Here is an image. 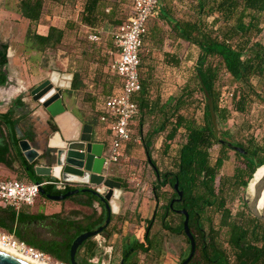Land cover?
I'll use <instances>...</instances> for the list:
<instances>
[{"label": "trees", "instance_id": "16d2710c", "mask_svg": "<svg viewBox=\"0 0 264 264\" xmlns=\"http://www.w3.org/2000/svg\"><path fill=\"white\" fill-rule=\"evenodd\" d=\"M66 1L21 0L19 14L31 25L37 26L42 20L46 3L63 5ZM117 7L116 2L86 0L79 15L80 23L87 29L97 30L101 24L111 23L115 20ZM108 8H111L112 13L106 12ZM158 11V16L148 23V33L143 48L150 50L148 42L154 43V35L160 42H164L168 37L182 40L198 48L197 63H194L195 67L190 71L189 80L181 87L180 95L169 97L167 101L161 103L157 112L160 117L158 123L153 130L148 131L145 135H143L142 119L144 114L150 113L153 101L150 90L151 77L146 75L149 70L146 71L141 65L140 77L143 87L135 97L139 115L133 122L132 128L137 131L139 126L137 134L141 135V144L144 147L147 161L156 175L155 187L162 188L169 182L172 187L179 184L180 189L184 192L183 200L189 204L187 210L190 213V226H192L200 217L192 212L208 209L228 212L226 204L240 199L242 192L246 190L257 170L264 166V145L257 143L254 138L247 141H236L235 135L230 133V129L226 125L230 112L228 108L222 106L223 85L221 84L224 72L230 75L237 85L232 94L231 105L234 111L239 114H247L256 101L264 103V0H159ZM74 28V23L70 21L64 28L51 26L46 35L39 34L38 31L29 28L27 36L32 47L42 53L57 49L63 43L67 30ZM108 47L114 50V42L108 44ZM108 47L106 46V53L100 56L96 63L94 89L96 91L101 89V91L100 95L92 98L95 104L99 98L103 100L109 95L120 92L123 87L121 78L104 73L105 68L109 71L112 62L107 56ZM163 56L164 64L169 67L177 69L183 65L179 55L164 52ZM3 63H8L5 56L0 63L1 67ZM192 70L193 73H191ZM87 87L82 75L74 74L72 90L79 91ZM197 95L201 96L200 106H203L201 122L196 117L198 108L194 105ZM96 115L98 121L101 122L102 114L96 112ZM2 117L9 118L14 125H18L19 120L14 119L12 111L0 114V118ZM83 121L96 125L94 121ZM138 121L139 125L137 126ZM102 124L106 128L109 126L108 123ZM0 125L11 130L10 125L4 120L0 119ZM219 127L222 128L220 139L223 138V140L245 149L249 155H241L221 145L216 137V132L219 135ZM180 133L184 135L185 142L179 147L173 158L171 173L163 172L152 157L155 143L164 135L162 146L168 153L171 143ZM27 138L25 137V139ZM134 143V141L128 143L123 157L127 152H130ZM105 145H107V141ZM215 146H219V152L213 159L211 151ZM11 152L15 158L9 159ZM231 152L244 165L237 166L231 176L222 175V169L231 160ZM15 162L19 163L22 174L28 180L23 165L15 154L11 136L9 143L0 149V163L12 169ZM29 167L33 171L34 166L29 165ZM116 180L122 184L123 190L127 188L125 182ZM45 189L51 194H65L70 191L59 192L51 186H46ZM155 194L157 196V192ZM157 197L160 203L161 200H165ZM94 201L96 199L90 197L89 200L80 202V204L92 206ZM196 204H202V206H196ZM229 216L226 214L225 217L228 219ZM106 217L107 213L103 209L101 215H96L86 224L75 222L68 224L70 231L65 239L43 241L38 239L30 226L46 221L49 218L47 215L44 213L17 215L12 210H0V232L15 233L18 239L52 256L55 261L71 264L70 251L73 242L80 235L100 228ZM251 219L256 220L252 216ZM144 222L148 223L149 220ZM248 237L256 241L260 247H248L245 244V239ZM196 241L201 249L213 250L215 248L213 243H208L203 238L201 240L196 238ZM231 243L237 251L236 264H262L264 262V246H261L264 245V233L238 231L235 228L232 232ZM95 249V244L89 245L88 243L80 248V250H89L91 256H94Z\"/></svg>", "mask_w": 264, "mask_h": 264}, {"label": "rangeland", "instance_id": "374dc122", "mask_svg": "<svg viewBox=\"0 0 264 264\" xmlns=\"http://www.w3.org/2000/svg\"><path fill=\"white\" fill-rule=\"evenodd\" d=\"M86 0H67L65 4L59 5L54 3H46L44 14L41 22L35 26L31 25L26 19L19 15V2L20 0H0V30L3 31L4 37L10 38L11 47V58L10 63L7 66V71L13 75L20 76L23 81L24 79L30 83V89L26 92L28 100L25 102L28 108L24 110H34V112L40 109L36 108V105L32 104L30 101V92L44 81L48 80L53 72H58L60 74H74L79 73L82 75L84 83L88 86L87 88L81 90L80 92L72 93L71 97V108L77 109L82 115L85 121H94L95 126L100 133L101 140L107 141L106 154H109L112 139L107 136L108 128L101 127L97 121L98 117L94 109L93 100L94 93L100 95V90H95L93 87L95 72L97 69V61L99 57L103 56L106 52V46L111 41V33L115 31L118 27L124 26L129 22L131 16V0H107L111 3L116 2L117 7V17L111 23L105 22L101 24L99 29L102 31L100 35V41L91 40V36L98 33L93 30L87 29L80 23V13L82 7ZM74 23V29H68L66 37L63 43L54 50H47L46 52H38L33 47L28 40V30L33 28L40 34L46 31L44 27H49L54 24L58 27L64 28L67 22ZM115 28V29H114ZM141 59L142 67L149 70L148 77H151V98L153 101L152 109L149 114H144L143 117V135L147 134L148 131L153 130L159 120V114L157 113L161 103L167 101L169 97H177L181 93V87L190 78V71L195 67L194 63L188 65L187 63L182 65L180 68H172L164 64L161 56L153 52L149 53L145 47L142 49ZM199 53V50H198ZM110 60L115 57L107 55ZM197 55L192 52L190 57L194 59ZM105 74H109L107 68L104 69ZM193 73V70L192 72ZM25 84V82H23ZM222 106L228 108L230 112V117L226 123L227 127L230 129V133L235 135L236 141H247L254 138L257 143L264 145V103L256 101L249 112L245 115L239 114L234 111L231 105L232 94L236 89V84L226 73H222ZM73 96V97H72ZM91 97V98H90ZM195 106L198 108L197 118L201 122L203 119V106H200L201 96L197 95L195 98ZM99 103H102V98L98 99ZM26 106V107H27ZM201 107V108H199ZM196 108V109H197ZM33 112V113H34ZM19 112L15 111L14 118ZM136 125H139L136 123ZM139 127V126H138ZM137 127V131L138 128ZM222 128L219 127V136L221 135ZM7 141L9 143V138L12 136V131L7 129ZM134 130V135L137 138H141L140 133L137 134ZM139 132V131H138ZM13 137V136H12ZM163 136H161L155 143L154 149L152 150V157L157 163V166L163 172L172 171V161L179 149V147L185 142V137L182 133L178 134L175 140L171 143V149L168 153L164 151L162 146ZM142 139V138H141ZM223 139V138H221ZM136 143V144H135ZM134 146L130 148V152L126 153L118 163L114 164L106 171L108 178L116 180L119 179L127 184L125 192H128L126 197H122L118 202L122 207V214L114 215L113 221L107 229L106 233H102V238L106 237L107 234L113 235L111 242L106 244V246H99L97 248V254H104L109 246L113 245L116 240V234L123 237L130 234H135L136 237L141 236L145 225L142 224L143 219L141 217L151 218L149 209L154 207V194L153 188L156 182V176L152 166L149 165L147 161V156L142 146L141 142H135ZM128 148V143L122 145L121 151L124 152ZM219 152V146L213 147L211 154L213 159H215ZM4 165V164H2ZM244 163L237 159L233 152H231V160L227 162L221 171L222 175L231 176L234 174L235 168L237 166H243ZM5 166V165H4ZM20 171V170H19ZM21 172V171H20ZM0 179L11 180V181H22L29 183L27 179H21L15 175V172L11 171L7 166L3 167L0 163ZM44 181V178H40ZM161 198H163L164 190H160ZM246 190L242 192L240 199L236 201L229 202L228 207L234 213H240L242 218H251L246 204H245ZM84 199V197H80ZM165 200H161L163 203ZM139 203V208L137 213H134L132 207ZM46 204V205H44ZM128 209L124 210V208ZM37 211L39 213H48L49 218L44 222H38L30 227L35 235L40 240L43 241H53V240H63L68 234L69 226L71 222L86 224L89 220L96 215H100V207L96 204V212L92 208H85L77 205L75 199H67L63 202H53L45 200L43 197L39 196L36 204ZM60 210V212H59ZM58 212L57 214L51 215V213ZM238 215V217H239ZM251 215V216H250ZM253 217V216H252ZM122 219V220H121ZM218 221V219H217ZM125 223L124 228L119 230L122 223ZM144 226V227H143ZM217 227V224H215ZM161 230L160 221L156 223L154 227V232ZM163 233V232H162ZM226 233L221 231V236L219 238L220 242L224 241ZM99 239V238H98ZM98 241V240H96ZM103 242V239H99ZM115 243V242H114ZM171 244L175 250L185 249L188 244L186 240L182 238L173 239ZM226 247V246H225ZM161 262H154L153 264H164L163 253L160 258ZM57 261L53 259V263L56 264Z\"/></svg>", "mask_w": 264, "mask_h": 264}, {"label": "water", "instance_id": "95a60500", "mask_svg": "<svg viewBox=\"0 0 264 264\" xmlns=\"http://www.w3.org/2000/svg\"><path fill=\"white\" fill-rule=\"evenodd\" d=\"M73 78V75L53 72L48 80L36 85L30 92L31 103L46 114L47 118L43 119L49 122L45 138L41 136L39 130L31 135L24 134L20 126L14 125L9 118L0 119L6 121L11 127L15 154L23 165L30 182L39 185L40 178H44L47 181H62L78 186L77 189L65 194H51L45 187H40L41 197L53 202H63L76 195L85 194L96 197L105 206L107 211L105 225L80 235L71 246V264H78L76 256L79 249L86 241L101 235L108 228L114 213V204L121 200L124 191L122 184L108 178L104 171L105 146L95 142L94 126L84 123L74 110L68 109L66 91L71 89ZM69 118L73 120L74 127L72 128L71 126L66 127L65 124ZM25 137L28 138L25 139ZM216 137L224 147L241 155H249L245 149L220 139L217 132ZM55 138L59 141L58 145L52 143ZM29 165L34 166L33 171ZM253 178L246 188L245 204L253 217L264 222V205L260 208V202L264 200V174L257 181L253 194L250 195L248 189ZM175 188H179L178 183ZM188 224L189 218L187 217L185 229L192 248L188 260L183 264L190 262L196 249V242ZM0 264L30 263L0 250Z\"/></svg>", "mask_w": 264, "mask_h": 264}, {"label": "flooded vegetation", "instance_id": "af4514ba", "mask_svg": "<svg viewBox=\"0 0 264 264\" xmlns=\"http://www.w3.org/2000/svg\"><path fill=\"white\" fill-rule=\"evenodd\" d=\"M9 43H10V38L4 37L3 31L0 30V63H2L4 56L8 60V63L6 64L3 63L2 67L0 66V93L6 90V88L10 85V80L12 76L15 75V73H13V75L10 74L9 71H7L6 69L8 64L10 63V58L12 56L11 47ZM2 75L3 77H1ZM25 102L21 98V100H19V104L17 106L14 105V107L16 108L15 110H17V112L22 114L20 108H25V109L28 108ZM27 111L28 110H23V113H26ZM22 117L23 116L21 115L20 118ZM20 118L18 119L19 120L18 125L22 129L23 133L30 135L34 134L35 129L32 127V124L27 119V117L26 118L23 117V119ZM37 121L40 128L39 133H41L42 134L41 136H44L43 138H45L47 136L46 133L49 122L42 118H38ZM2 128H5V132H3ZM7 143L8 141H7L6 127L0 125V149L3 148ZM11 158H15V157L12 156L9 159ZM17 165H18L17 168L13 167L12 171H16V172L19 170L22 171L19 163ZM77 188L78 186L73 185L71 187H68L67 190L71 191ZM160 190H164L163 199H165V201L163 203H160L157 197L159 196L161 199V195L159 193ZM156 192H157V196L155 194ZM153 194H154V207L148 210V213H150L151 218L148 219L144 217L143 220L144 221L149 220V222L148 223L144 221L142 222L143 225H145V223L146 225L141 236L139 235V237L138 236L136 237L135 234H130L123 237L122 235L123 232H121V230L124 228L125 225V223L123 222L122 226L119 228L121 235L119 234L115 235L116 236V240L114 241L115 243L113 242V245L107 248L109 250H106V253L97 254L96 253L97 248L99 246L100 247L106 246V244L111 242L113 235L107 234L106 237L103 238L102 235H99L95 238L86 241L85 243H88L89 245H94V244L96 245L95 254L94 256H91L89 250L85 251L79 249L76 256V260L78 264H153L154 262L157 263L161 262L160 258L162 256V253L164 258V264H183L185 261L188 260L192 248L191 241L185 229V222L187 220V217L189 218L188 225L190 232L193 235L196 242V249L194 256L192 257V259L188 264H236L237 251L235 250L233 244L231 243L233 229L236 228L238 231H250V233L257 231L264 233V222L258 220L255 217L254 218L256 220H253L251 218L250 219L243 217L241 218L239 215L240 213L238 212L234 213L228 207V203L226 204L227 205L226 208L229 209L228 212H224L223 210L219 211L216 209H208L205 211L192 212L197 216L200 215V217L197 218L196 223H193L192 226H190V213L187 210L189 204L183 200L184 192L180 189V187L176 189L175 186L172 187L169 182L162 188H156L154 186ZM80 197H84V199H80ZM90 197L96 199V201H94L92 206H84L80 204V202L89 200ZM72 198L76 200L77 205L85 208H92L94 209V212H96L97 210L96 204H98V207H100L101 209L100 215L102 214L103 209H105V206L102 203L97 202L99 200L92 195L80 194ZM196 206H202V204H196ZM226 214L230 215L228 219L225 217ZM113 215H112L111 223L114 218ZM106 220L103 223V225H105ZM159 221L161 223L162 231L157 230L154 232V227L156 223H158ZM215 224H217V227H215ZM107 229L103 232V234L106 233ZM221 231H224L226 233L224 235L225 238L223 242L219 241V238L221 236ZM182 237L186 240L188 246L185 249H180L179 251L175 250L171 244V241L173 239L175 240ZM98 238L103 239V242H100ZM196 238L199 240L203 238V240H206L208 243L211 244L213 243V247L215 248L213 250L201 249L196 241ZM245 244L251 248L260 247V245H258V243L252 240L250 237L245 239ZM261 246L264 245L262 244ZM262 264H264V262Z\"/></svg>", "mask_w": 264, "mask_h": 264}, {"label": "built area", "instance_id": "2783aa9c", "mask_svg": "<svg viewBox=\"0 0 264 264\" xmlns=\"http://www.w3.org/2000/svg\"><path fill=\"white\" fill-rule=\"evenodd\" d=\"M159 0H132V14L129 22L118 27L112 34L114 50L109 55L114 56L109 73L121 78L123 87L120 92L105 99L100 106L102 123H108L112 139L109 154L104 150V171L118 163L123 157L121 151L125 143L141 142L134 135L132 124L139 115V107L135 97L142 91L140 68L142 65L141 51L148 33V23L158 16ZM102 31L92 35L94 41H100ZM51 186L56 191H66L73 186L62 181H44L39 185L32 182L11 181L0 179V210H12L17 215L25 209L33 208L40 196V187ZM0 243L27 255L36 261L53 263L52 256L41 252L27 242L18 239L15 233L0 232ZM56 264H64L57 262Z\"/></svg>", "mask_w": 264, "mask_h": 264}, {"label": "crops", "instance_id": "0c3cea01", "mask_svg": "<svg viewBox=\"0 0 264 264\" xmlns=\"http://www.w3.org/2000/svg\"><path fill=\"white\" fill-rule=\"evenodd\" d=\"M18 12H19V10H18ZM106 12L107 13H110L111 12V8H108ZM51 26H56V25L51 24L49 27H44V28H46L45 29L46 31H44V33L42 35H46L48 33L49 28ZM56 27H58V26H56ZM97 30L101 31L100 29H97ZM97 30L95 29L93 31L94 32H97ZM113 32L111 33V36H112ZM154 38H155L154 43L153 42L152 43L151 42H148V45L150 46V50L149 51L150 52H153V56L155 54H159L161 56L162 60H164V56H163L164 52H169V53H172V54H176V55H179L180 58L182 59V61H183L182 64L183 65L186 64V63L188 65H191L197 59V58L194 59L193 57H190V54L192 52H194L198 56V48L195 47V46H193V45H190L189 43H187L185 41L176 40L174 38L168 37V38H166L164 40V42H160V41H158L156 39L155 35H154ZM111 43H113V37H111V41H109L108 44L110 45ZM108 44H107V47H108ZM155 44H156V46H154ZM108 49H109L108 50V53H109V51H112L113 50V48H109V47H108ZM74 74H76V73H74ZM74 74H72L73 77H74ZM67 75H70V74H67ZM110 75L112 77L114 76L112 74H110ZM23 82H25V84ZM30 83L31 82H29V81L26 82L25 79L23 81V79L20 76H16V75L12 76V78L10 80V85L6 88V90H4V92L0 93V114H6L8 111L9 112L12 111V113L14 114V112L17 111V110H15L16 108L14 107V105L17 106L19 104V100H21V98L24 100V102L28 100L27 95H26V92L29 91V89H30V87H29L30 86ZM71 85H72V83H71ZM92 88H94V85H93ZM80 91L81 90H79V91L72 90V87H71L70 90H67L66 91V96H67L66 98H67L68 109L69 110H71V109L74 110L80 116V118L82 120H84L82 118V116H81L82 114L79 111H77V109L71 108V99H70V101L68 100V97H71V92L74 93V95H75V93L80 92ZM96 95L97 94L94 93V96H96ZM112 95H114V94H112ZM109 96H111V95H109ZM109 96H107V97H109ZM93 105H94V109H95L96 112H99L100 113V111H102V110H100L101 103H99V101H97L96 104L93 102ZM20 109L23 112L24 108H20ZM33 112H34V110L27 111L26 113H23L22 116L24 118L27 117V119L31 122L32 127L35 129V131H37V130L40 129L39 128V125H38L37 119L38 118H42V119L43 118H47V116H46V114L42 110L36 111L34 113ZM20 117H21L20 115H17L14 119H19ZM23 117L20 118V119H23ZM97 121H98V119H97ZM98 123H99V125L101 127H103V124L101 122L98 121ZM93 126H94V131H95V133H94L95 142L100 143V144H103L105 146V150H106L105 142L103 140H101L100 133L98 132V129L96 128L95 125H93ZM2 130H3V132H5V128H2ZM107 136L110 137L109 129H108ZM12 156H13V153L11 152L10 157H12ZM17 164L18 163L15 162L13 164V167L17 168V166H18ZM1 166L5 167L2 164H1ZM11 171H12V169H11ZM13 172H15V175L17 177H20L21 179H25V176L22 174V171L21 172L20 171H17V172L16 171H13ZM28 180H29V178H28ZM44 181H47V180H44ZM127 194H128V192H125L124 191L123 196L126 197ZM115 204H116L117 209L115 210V206H114V213L113 214L118 216V215L122 214V207H121V205L118 202H115ZM44 205H46V204H44ZM46 207H47V205H46ZM138 208H139V203L135 204L134 207H132L133 212L134 213H137ZM126 209H128V207L124 208V210H126ZM59 212H60V210H59ZM23 213L28 214V215H37V214H40L37 211L36 205L33 208L25 209L21 214H23ZM57 213L54 212V213H51V215H54V214H57ZM44 214L47 215V216H49V214L46 213V212H44ZM141 219H144V217H141Z\"/></svg>", "mask_w": 264, "mask_h": 264}, {"label": "bare ground", "instance_id": "6f19581e", "mask_svg": "<svg viewBox=\"0 0 264 264\" xmlns=\"http://www.w3.org/2000/svg\"><path fill=\"white\" fill-rule=\"evenodd\" d=\"M65 124H66V127L67 126H71V128L74 127L72 118H69V120H67L65 122ZM52 143H53V145H58L59 144V141L55 138L52 141ZM263 174H264V166L258 169L257 173L255 174V176H254V178H253V180H252V182L250 184V187L248 189V193L250 195L253 194L254 186L257 183V181L262 177ZM263 205H264V200H261V202H260V208H262ZM114 206H115V210H116L117 209L116 204H114ZM0 250H2V251L6 252V253L14 256V257H17V258H19V259H21L23 261H26V262H28L30 264H51V263L45 262V261H36L35 259H33V258H31V257H29L27 255L21 254L18 251L14 250V249H11V248H9L7 246H5L2 243H0Z\"/></svg>", "mask_w": 264, "mask_h": 264}]
</instances>
